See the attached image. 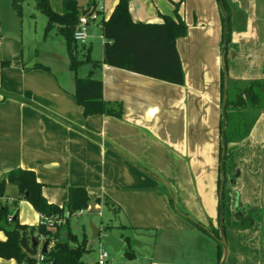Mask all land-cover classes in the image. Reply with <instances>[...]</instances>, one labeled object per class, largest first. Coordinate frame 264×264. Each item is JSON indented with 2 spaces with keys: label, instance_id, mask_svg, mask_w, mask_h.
Listing matches in <instances>:
<instances>
[{
  "label": "crops",
  "instance_id": "1",
  "mask_svg": "<svg viewBox=\"0 0 264 264\" xmlns=\"http://www.w3.org/2000/svg\"><path fill=\"white\" fill-rule=\"evenodd\" d=\"M118 1L102 0L100 19H108ZM224 1L229 15L225 66L228 85L237 87L262 79L264 0ZM176 8L187 27L186 36L176 40L184 85L105 65L102 52L97 59L91 55L100 67L84 64L77 70L80 78L93 71L102 82L103 100L122 104L120 119L83 115L60 35L44 37V26L24 38L23 24L17 28L12 21L6 27L0 21V180L15 169L33 171L44 199L57 206L65 204L69 188H84L90 202L78 216L101 217L107 209L112 215L107 224L91 225L110 226L104 234L122 240L133 253L128 258L121 250L107 264L220 262L213 233L220 210L224 25L218 1H129L133 22L162 23L161 16H173ZM95 25L100 23L88 28L90 49ZM98 33L102 40L101 28ZM37 64L47 70L34 68ZM226 154L225 264H264V109L244 139L226 145ZM16 199L4 196L0 206H10L19 220L18 202L12 206ZM237 211L248 217V227H240ZM67 228L71 231L70 221ZM142 246L145 253L138 251Z\"/></svg>",
  "mask_w": 264,
  "mask_h": 264
},
{
  "label": "trees",
  "instance_id": "2",
  "mask_svg": "<svg viewBox=\"0 0 264 264\" xmlns=\"http://www.w3.org/2000/svg\"><path fill=\"white\" fill-rule=\"evenodd\" d=\"M34 1L37 10L47 19L44 37L54 32L60 35L65 42L69 69L75 75L73 97L76 104L82 107L83 115L85 117L104 115L120 119L123 114L122 104L103 100L102 82L91 76L93 71L86 78L76 75L79 67L84 64H89L93 70L101 65L100 62L91 58L90 47L80 46L74 40V30L79 17L83 12H86V15L95 12L96 1L88 0L87 4L82 6L78 0H61V13L52 10L49 0ZM129 1L119 0L109 18L102 19L100 22L103 40L102 63L170 84L184 85L185 77L176 49V40L186 36L187 27L177 14V8L174 10L173 16H161L162 23L133 22L129 13ZM20 2L21 0H11L12 7L21 17ZM222 4L228 15L224 0H222ZM228 39L229 34L226 43ZM34 68L47 70L40 64L35 65ZM261 71L262 79L260 80L250 81L237 87L228 85L224 135L226 145L244 139L256 116L264 109V66ZM223 82L222 73L221 100ZM227 157L226 154L225 161ZM7 184L17 188L19 197L32 205L40 215V221L36 226L21 224L17 218V212L12 215L11 221H8V216L12 214L10 206H0V231L5 237L4 240H0V259H12L17 264H85L82 257L87 253L86 237L83 235L79 240L67 226L77 213L88 208L90 198L86 190L82 187L69 188L67 201L59 207L49 204L44 199L42 185L37 181L33 171L15 169L8 172L5 178L0 180V198L5 196ZM219 186L220 179H218V189ZM17 200L19 198L12 203L13 207L17 204ZM95 201L102 202L105 207L110 206V202L106 198L103 200L97 198ZM65 212H68L70 216L64 217ZM236 218L241 228L248 227V217H241L237 211ZM45 219L54 221L53 228L47 226ZM60 219H64V223L58 225L57 221ZM63 228H66L65 234L62 232ZM104 229L108 230L110 226H106ZM213 233L218 240L219 231L215 230ZM34 242L36 245L33 244ZM45 242L48 243L47 250L45 254H42L43 260L38 263V251L40 245ZM218 249V258L221 259L222 248L219 241ZM126 256L133 257L129 248Z\"/></svg>",
  "mask_w": 264,
  "mask_h": 264
},
{
  "label": "rangeland",
  "instance_id": "3",
  "mask_svg": "<svg viewBox=\"0 0 264 264\" xmlns=\"http://www.w3.org/2000/svg\"><path fill=\"white\" fill-rule=\"evenodd\" d=\"M0 21L4 26L13 25L12 21L15 22L16 27L21 28L23 24V33L24 38L32 37L35 32L40 33L42 28L45 26L47 19L46 17L37 10L34 0H21V17L18 16L15 9L12 7L11 0H0ZM50 6L53 11L57 13H61L62 5L61 0H49ZM88 0H78V3L82 6H85ZM110 5V4H109ZM100 17V16H99ZM99 22V21H97ZM100 29L97 25L94 26L95 39L92 44V57L93 59H97L101 55V38L98 33ZM60 38V37H59ZM61 40V38L59 39ZM26 43V41H25ZM87 66V65H85ZM85 68H89L88 66ZM5 196H15L19 198L17 201V207L19 209L18 217L19 222L29 226H36L38 223V215L36 211L33 209L32 205L25 199L20 198L17 188L7 184L5 187ZM61 205V204H59ZM16 206V205H15ZM61 207V206H59ZM112 217L111 213L106 209L102 212V216L99 217L97 215H92L91 220L85 215L83 216H75L70 220V228L72 233L76 234L78 239L81 240L83 235L86 237V249L87 253H85L82 257V261L85 264H97L99 256L102 252H106L108 257L106 259L109 261L112 257L116 256V252H113L109 247L104 246V244L97 238H93L91 231V224L100 228V222H103L104 225L107 224L108 219ZM100 234L103 235L105 233V229H100ZM225 231V228H224ZM1 234V231H0ZM226 235V234H225ZM1 236V235H0ZM147 249L144 246L139 247L138 251L140 253H145ZM0 264H17L14 260H6L0 259Z\"/></svg>",
  "mask_w": 264,
  "mask_h": 264
},
{
  "label": "water",
  "instance_id": "4",
  "mask_svg": "<svg viewBox=\"0 0 264 264\" xmlns=\"http://www.w3.org/2000/svg\"><path fill=\"white\" fill-rule=\"evenodd\" d=\"M219 10L221 16L224 21L223 25V43L221 47V54H220V62H221V69L223 73V94L221 100V107H220V115H221V130H220V146H221V154H220V162H219V179H220V186H219V200H220V210H219V219H218V230H219V244L222 248V256L220 259L219 264H225L226 256H227V245H226V238L224 233L223 227V193H224V186H225V172H224V162H225V155H226V144H225V127H226V117H225V108H226V100H227V91H228V74L225 66V54H226V41L228 36V15L223 7L222 0H217ZM86 12H83L82 15H85ZM92 231L93 238L99 239L104 246L109 247L112 249L113 252H126V248H124V242L115 238L112 234H100V230L95 228L93 225L90 226ZM36 245V243H33ZM48 243L45 242L42 244L41 252L42 254L46 253Z\"/></svg>",
  "mask_w": 264,
  "mask_h": 264
},
{
  "label": "built area",
  "instance_id": "5",
  "mask_svg": "<svg viewBox=\"0 0 264 264\" xmlns=\"http://www.w3.org/2000/svg\"><path fill=\"white\" fill-rule=\"evenodd\" d=\"M96 1V11L95 12H92L91 14L89 15H81L79 17V20H78V23L75 27V30H74V40L75 42L80 45V46H87L88 44V38H89V35H88V28H89V25L93 22H96V21H99V23L101 22L102 19H100V14L101 11H102V5H101V2L102 0H95ZM84 211H80L79 213L76 214V216L82 214ZM70 214L68 212H65L64 213V217H69ZM12 219V214L8 216L7 220L8 221H11ZM45 223L47 224V226L49 228H53L54 226V221L51 220V219H45L44 220ZM64 223V219H60L57 221V224L58 225H61ZM37 262H41L43 260V256H42V252H41V248H39V251H38V256H37ZM108 255L106 252H102L101 255L99 256V259H98V262L97 264H106V259H107Z\"/></svg>",
  "mask_w": 264,
  "mask_h": 264
}]
</instances>
